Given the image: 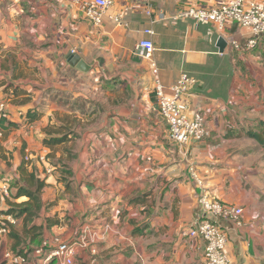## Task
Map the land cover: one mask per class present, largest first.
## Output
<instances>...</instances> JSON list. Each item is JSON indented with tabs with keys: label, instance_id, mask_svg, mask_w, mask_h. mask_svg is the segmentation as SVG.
Listing matches in <instances>:
<instances>
[{
	"label": "crops",
	"instance_id": "0c3cea01",
	"mask_svg": "<svg viewBox=\"0 0 264 264\" xmlns=\"http://www.w3.org/2000/svg\"><path fill=\"white\" fill-rule=\"evenodd\" d=\"M218 1L149 0L148 16L141 0H116L94 25L62 0H0V181L10 184L8 195L0 194V216L28 199L15 196L20 167L45 181L31 220L15 217L11 233L0 234V264H14L5 252L31 250L44 239L85 240L73 264H204V241L188 235L206 216L202 188L242 208L240 224L217 220L229 264H264V34L255 47L234 49L231 40L244 45L250 37L235 22L218 30L170 18ZM116 13L126 26L114 22ZM143 38L154 45L166 88L182 72L196 79L186 103L204 115L205 140L180 146L170 139L150 61L136 50ZM70 52L90 69L72 66Z\"/></svg>",
	"mask_w": 264,
	"mask_h": 264
},
{
	"label": "built area",
	"instance_id": "2783aa9c",
	"mask_svg": "<svg viewBox=\"0 0 264 264\" xmlns=\"http://www.w3.org/2000/svg\"><path fill=\"white\" fill-rule=\"evenodd\" d=\"M70 3L89 19L94 25H100L103 16L115 4L116 0H62ZM144 4V12L149 16L152 10L149 0H141ZM163 18V15H161ZM172 20L193 19L200 22H210L218 30H223L228 22H235L241 28L246 29L250 37L244 45L231 40L230 46L234 49H251L258 43V39L264 34V0H219L209 7L187 6L173 13ZM113 20L118 25L126 26L122 14L116 13ZM143 32L147 36L153 34L151 28H145ZM243 46V47H242ZM136 50L138 54L149 59L154 73L153 93L156 97L160 115L166 120L170 139L178 145L201 142L209 136L204 115L199 110H190L186 103L188 90L196 79L186 72H182L176 81L166 88L157 76L158 69L152 59L154 45L150 38L141 39ZM5 104L0 102V116L4 114ZM2 129L0 127V137ZM39 159L45 160L44 156ZM191 177L198 186H202L194 167H188ZM9 184L6 180L0 181V194L7 196ZM205 217L197 222L188 231L190 237H199L204 241V264H229L225 253L226 235L218 226L220 217L230 218L236 224H240L239 216L242 208L221 204L207 195L204 188L198 197ZM14 223L11 215L0 216V234L8 233V226ZM87 247L85 240L74 242L60 241L58 239H44L42 243L32 251V264H48L51 260H57L61 264H73L74 257L79 249ZM4 257L14 264H26L29 256L7 251Z\"/></svg>",
	"mask_w": 264,
	"mask_h": 264
},
{
	"label": "trees",
	"instance_id": "16d2710c",
	"mask_svg": "<svg viewBox=\"0 0 264 264\" xmlns=\"http://www.w3.org/2000/svg\"><path fill=\"white\" fill-rule=\"evenodd\" d=\"M2 122H3V115L0 116V125L2 124ZM260 126L264 129V122L260 123ZM252 136H255L256 138H258L256 134L255 135L252 134ZM62 140H64L63 137L58 138V139H51V140L44 139L43 143L49 146L54 142H58ZM19 171L21 175L19 181L22 182V184H19L18 182H16L15 186H16L17 191H16L15 196L26 195L28 199L26 202L20 205H11L10 208H8L5 211V214L11 215L13 218L24 214L25 215L24 221L27 222L31 220L32 218L31 216H34L41 207L39 194L42 188L45 186V181L42 178L36 177L34 173L25 171L23 167H20ZM9 189H10V184H9ZM29 230L33 231L32 238L36 237L39 234L37 232V227L34 225H31ZM8 233H11V225L8 226ZM39 245H37L36 247H38ZM36 247L32 248L31 250L21 251L19 253L16 252V254H21L24 256H28L29 254L31 255L32 251Z\"/></svg>",
	"mask_w": 264,
	"mask_h": 264
},
{
	"label": "water",
	"instance_id": "95a60500",
	"mask_svg": "<svg viewBox=\"0 0 264 264\" xmlns=\"http://www.w3.org/2000/svg\"><path fill=\"white\" fill-rule=\"evenodd\" d=\"M225 46V39L222 36L218 37L216 41V47L218 48L219 52H223ZM66 59L72 66L76 67L80 71H88L92 65V63H86L83 59L80 58V56L75 55L72 52L67 54ZM98 60L100 61V59Z\"/></svg>",
	"mask_w": 264,
	"mask_h": 264
}]
</instances>
